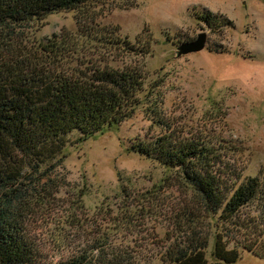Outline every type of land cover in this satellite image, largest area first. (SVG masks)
I'll return each mask as SVG.
<instances>
[{
    "label": "trees",
    "instance_id": "trees-1",
    "mask_svg": "<svg viewBox=\"0 0 264 264\" xmlns=\"http://www.w3.org/2000/svg\"><path fill=\"white\" fill-rule=\"evenodd\" d=\"M90 1L0 0V264H236L244 251L264 257V166L244 178L226 160L232 148L223 152L210 135L176 133L158 108L149 110L151 122L165 133L137 138L129 151L174 171L192 194L175 230L155 242L159 250L119 243V229L134 221L127 211L109 217L107 228L102 219L100 225L63 219L62 232L78 233L61 236L59 258L37 244L31 217L36 206L56 200L58 160L69 137L78 132L87 141L131 119L147 80L142 62L118 65L115 57L145 58L152 39L133 43L119 26L97 22ZM63 11L78 12L76 33L33 46L19 34ZM196 18L214 31L234 27L210 10Z\"/></svg>",
    "mask_w": 264,
    "mask_h": 264
},
{
    "label": "rangeland",
    "instance_id": "rangeland-1",
    "mask_svg": "<svg viewBox=\"0 0 264 264\" xmlns=\"http://www.w3.org/2000/svg\"><path fill=\"white\" fill-rule=\"evenodd\" d=\"M89 5L97 22L119 26L133 43L152 39L145 58L115 57L118 65L121 60L144 64L145 88L128 121L87 141L79 140L78 132L69 137L58 160L56 200L35 207L31 230L37 244L59 258L55 248L64 243L61 236L78 233L62 232L63 219L80 225H100L102 219L107 228L113 225L106 222L109 217L135 212L133 224L119 229V243L156 252L155 242L175 230L174 220L192 194L174 171L129 148L137 138L165 133L151 122L149 110L158 108L176 133L210 135L222 141L223 152L232 148L226 160L242 169L244 178L259 174L264 166V0H92ZM205 10L225 16L234 27L212 30L196 18ZM77 16V11L59 12L24 25L19 34L28 46L74 34ZM203 32L208 34L204 51L175 58L180 44ZM236 264H264V257L244 251Z\"/></svg>",
    "mask_w": 264,
    "mask_h": 264
},
{
    "label": "water",
    "instance_id": "water-1",
    "mask_svg": "<svg viewBox=\"0 0 264 264\" xmlns=\"http://www.w3.org/2000/svg\"><path fill=\"white\" fill-rule=\"evenodd\" d=\"M208 42V34L203 32L195 40L184 42L177 47L175 58H181L190 54L200 53L205 50Z\"/></svg>",
    "mask_w": 264,
    "mask_h": 264
}]
</instances>
